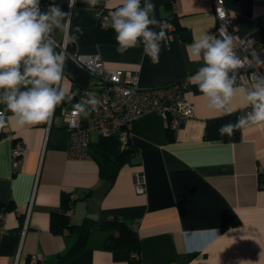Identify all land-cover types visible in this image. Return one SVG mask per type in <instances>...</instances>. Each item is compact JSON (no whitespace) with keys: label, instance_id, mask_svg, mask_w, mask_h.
<instances>
[{"label":"crops","instance_id":"obj_1","mask_svg":"<svg viewBox=\"0 0 264 264\" xmlns=\"http://www.w3.org/2000/svg\"><path fill=\"white\" fill-rule=\"evenodd\" d=\"M171 1L152 0L157 19L172 11ZM174 1L176 28L161 44L159 63L152 64L142 47L121 55L116 41L97 39L98 11L117 8L122 0H77L75 9L68 8L67 0H55L71 12L73 32L77 25L84 30L77 41L68 43L61 81L74 98L58 105L48 124L20 127L13 118L0 128V225L5 230L0 234V264H33L31 259L59 264L86 228L91 229L86 245L60 264H128L101 246L105 232L96 225L112 217L137 229L140 264H264V188L259 185L264 127L219 134V127L235 123L248 104L239 95L231 114L210 111L190 79L202 64L191 55L190 45L216 26L213 0ZM224 1L238 20L237 35L256 43L255 56L263 59L264 0ZM50 3L41 0V11ZM55 36L62 40L58 31ZM76 52L96 53L107 67L136 72L145 88L188 78L187 97L195 106V117L175 130L156 111L138 117L130 137L135 154L111 182L101 176L95 158L68 153L63 112L78 102L82 87L95 82L72 59ZM237 83L250 86L240 69ZM100 138L93 132L91 144ZM18 141L25 149L14 166L12 150ZM122 149L119 146L113 156ZM136 173L145 177L142 193L136 190ZM63 193L74 201L68 214L77 226L54 232L51 216L61 211Z\"/></svg>","mask_w":264,"mask_h":264},{"label":"clouds","instance_id":"obj_2","mask_svg":"<svg viewBox=\"0 0 264 264\" xmlns=\"http://www.w3.org/2000/svg\"><path fill=\"white\" fill-rule=\"evenodd\" d=\"M40 3L0 0V128L13 118L20 127L48 124L56 107L74 98L61 87L67 57L55 33H61L66 44L77 41L84 30L77 25L73 32L71 12L63 11L55 0L46 11H41ZM67 3L69 9H75L77 0ZM155 10L152 0H143V4L141 0H122L110 13L118 54L142 47L143 56L152 64L159 63L161 44L167 42V22L157 19ZM219 15L224 17L223 12ZM190 47L191 55L202 61L190 79L210 111L231 114L237 96L243 95L247 101L249 110L235 123L221 125L219 134L231 136L235 129L264 127V75L253 73L248 87L237 83L238 71L246 62L259 66L264 61L255 55L251 60L241 58L234 49V37L223 26L218 36L206 32ZM100 104L97 94L89 92L86 99L72 105L73 115L87 118Z\"/></svg>","mask_w":264,"mask_h":264},{"label":"built area","instance_id":"obj_3","mask_svg":"<svg viewBox=\"0 0 264 264\" xmlns=\"http://www.w3.org/2000/svg\"><path fill=\"white\" fill-rule=\"evenodd\" d=\"M172 11L162 20L167 22V40L175 30L174 10L177 5L171 1ZM113 8H105L97 13L98 26L108 29L111 27L110 13ZM213 10L216 16V26L211 34L218 36V30L223 26L234 37V49L241 58L247 56L249 60L255 55L258 45L247 37H239L237 18L227 8L224 0H213ZM223 12L222 18L219 13ZM63 51L67 54L68 43H64ZM72 59L86 69L94 83L82 87L77 95L78 102L87 98L89 92H95L101 100L98 109L85 118L73 115L72 108L63 112V119L69 133L68 153L71 157L86 158L91 156L90 145L92 133L99 132L103 137L116 138L122 148L129 143L133 134L135 121L141 115L156 111L165 120L167 127L178 129L183 123L195 117V106L187 97L189 87L188 78L176 83L145 88L139 84L136 72L125 71L121 68H111L104 64L103 59L96 53H79L71 55ZM264 61L263 59H260ZM250 81L253 73L264 75V65L241 68ZM2 110V109H1ZM249 110L248 105L243 108V114ZM24 145L18 141L12 150L14 166L24 152ZM135 186L139 193L145 191V177L141 173L135 174ZM137 224V221L135 225ZM3 225H0V234H4ZM36 264V259H31Z\"/></svg>","mask_w":264,"mask_h":264},{"label":"trees","instance_id":"obj_4","mask_svg":"<svg viewBox=\"0 0 264 264\" xmlns=\"http://www.w3.org/2000/svg\"><path fill=\"white\" fill-rule=\"evenodd\" d=\"M96 36L99 41H115V32L111 27L105 29L98 26ZM119 146L120 143L116 138L103 136H101L96 143L90 145L91 156L99 163L101 176L108 178L111 182H114L122 164L126 161H130L135 154V150L131 146L129 140L128 145L122 149L120 155L114 157L113 152ZM259 182L260 187L264 188V167L259 172ZM73 202L69 194L63 193L61 211L53 212L51 216V229L54 232H61L65 228L71 229L77 226L72 224L68 214L72 208ZM96 227L105 232V237L102 240L101 246L111 251L115 260L127 261L128 264H140V237L137 229L118 217H112L102 221L98 223ZM90 231V228L80 231L79 240L76 245L71 252L60 256L59 264L62 263V260L75 254L86 245V240Z\"/></svg>","mask_w":264,"mask_h":264}]
</instances>
